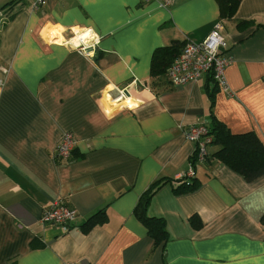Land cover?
<instances>
[{
	"label": "crops",
	"instance_id": "obj_1",
	"mask_svg": "<svg viewBox=\"0 0 264 264\" xmlns=\"http://www.w3.org/2000/svg\"><path fill=\"white\" fill-rule=\"evenodd\" d=\"M32 2L0 0V264H264V174L245 179L210 145L199 186L173 192L192 164L184 127L218 122L264 145V0H240L230 18L216 0ZM217 21L225 88L150 75L157 48L174 60ZM81 28L100 36L95 58L63 43ZM125 86L141 95L132 107L118 98ZM63 131L75 144L57 162ZM158 180L146 212L164 220V245L133 213ZM58 199L76 211L65 232L39 223Z\"/></svg>",
	"mask_w": 264,
	"mask_h": 264
},
{
	"label": "built area",
	"instance_id": "obj_2",
	"mask_svg": "<svg viewBox=\"0 0 264 264\" xmlns=\"http://www.w3.org/2000/svg\"><path fill=\"white\" fill-rule=\"evenodd\" d=\"M46 1L47 0H33L32 9H39ZM143 1L146 2L149 0ZM88 29L91 28H81L78 31L71 29V37L65 39L63 43L66 46L77 49L86 57L95 58L100 36L92 29L94 35L90 34L89 36H84V33ZM77 37L82 38L74 44L73 41H75L74 39ZM225 48L226 43L223 35V24L221 21H217L211 31L201 41H188L184 44L179 55L166 67L165 76L168 83L175 86L208 77L211 78L217 86L225 88L224 71L231 61L223 52ZM117 89L119 93L118 98H124L126 92L128 93L126 86L117 87ZM182 130L185 138L194 144V151L191 156V167H189L182 176H179L177 180L181 177L186 178L194 175V165L206 160L208 148L211 145V137L208 134L206 124H191L184 127ZM74 144L75 138L72 132L63 131L53 151V159L57 162L69 160L72 156ZM75 216V209L62 199H58L42 211L39 217V223L42 225H58L65 232L70 228ZM62 264L75 263L72 261H65Z\"/></svg>",
	"mask_w": 264,
	"mask_h": 264
},
{
	"label": "trees",
	"instance_id": "obj_3",
	"mask_svg": "<svg viewBox=\"0 0 264 264\" xmlns=\"http://www.w3.org/2000/svg\"><path fill=\"white\" fill-rule=\"evenodd\" d=\"M216 1L221 16L230 18L240 0ZM251 22L252 20H243L238 25H246ZM160 50L161 48H157L150 60V75L153 77L164 75L166 67L173 60L169 55H165V52L159 53ZM207 128L211 137V145H217V149L212 156L247 180H252L264 174V145L254 132L233 134L218 122L212 124V126H207ZM193 176H191V180L185 177L176 179L177 186L173 188V192L180 194L195 190L200 182L194 178L192 179ZM159 181L154 182L141 194L133 213L145 226L148 235L153 238L154 242L161 241L164 245L167 238L164 220L159 217L148 216L146 212L154 192L160 187ZM103 218L104 213L102 211L97 212L88 218L85 226L90 227L93 224L100 223Z\"/></svg>",
	"mask_w": 264,
	"mask_h": 264
},
{
	"label": "bare ground",
	"instance_id": "obj_4",
	"mask_svg": "<svg viewBox=\"0 0 264 264\" xmlns=\"http://www.w3.org/2000/svg\"><path fill=\"white\" fill-rule=\"evenodd\" d=\"M61 38V37H60ZM76 40V38L74 39ZM77 43V42H76ZM108 96V95H107ZM141 95L136 92L135 90H131V91H128V93L124 96V99H123V103L126 104V105H129V102L131 104L135 103L137 98H139ZM107 99V98H106ZM115 99V97H114ZM112 99V102H114L115 100Z\"/></svg>",
	"mask_w": 264,
	"mask_h": 264
},
{
	"label": "clouds",
	"instance_id": "obj_5",
	"mask_svg": "<svg viewBox=\"0 0 264 264\" xmlns=\"http://www.w3.org/2000/svg\"><path fill=\"white\" fill-rule=\"evenodd\" d=\"M74 31H76V29H73ZM90 34L94 35V33H92V30L91 29H88L85 33H84V36H89ZM82 37H77L75 41H73V43L75 44L76 42L79 41V39H81ZM58 43L60 41H57ZM97 42H98V39H97ZM109 87H112L111 85H109ZM129 106L132 107L131 103L129 102Z\"/></svg>",
	"mask_w": 264,
	"mask_h": 264
},
{
	"label": "rangeland",
	"instance_id": "obj_6",
	"mask_svg": "<svg viewBox=\"0 0 264 264\" xmlns=\"http://www.w3.org/2000/svg\"><path fill=\"white\" fill-rule=\"evenodd\" d=\"M76 31H78V30H76ZM116 101V100H115Z\"/></svg>",
	"mask_w": 264,
	"mask_h": 264
},
{
	"label": "water",
	"instance_id": "obj_7",
	"mask_svg": "<svg viewBox=\"0 0 264 264\" xmlns=\"http://www.w3.org/2000/svg\"><path fill=\"white\" fill-rule=\"evenodd\" d=\"M126 94H127V92H126Z\"/></svg>",
	"mask_w": 264,
	"mask_h": 264
}]
</instances>
